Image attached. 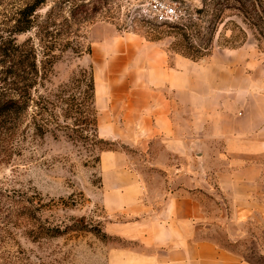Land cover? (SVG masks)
Wrapping results in <instances>:
<instances>
[{"label": "crops", "instance_id": "1", "mask_svg": "<svg viewBox=\"0 0 264 264\" xmlns=\"http://www.w3.org/2000/svg\"><path fill=\"white\" fill-rule=\"evenodd\" d=\"M90 34L100 135L141 146L168 179L156 193L127 152H101L103 205L124 215L109 230L132 241L110 264H255L199 233L203 194L255 204L264 193V86L242 50L197 61L135 33Z\"/></svg>", "mask_w": 264, "mask_h": 264}, {"label": "rangeland", "instance_id": "2", "mask_svg": "<svg viewBox=\"0 0 264 264\" xmlns=\"http://www.w3.org/2000/svg\"><path fill=\"white\" fill-rule=\"evenodd\" d=\"M26 1L0 0V25L14 4ZM149 1L47 0L36 12L37 23L52 13L56 24L50 28L61 31L84 50L92 44V26L103 25L117 33L130 32L162 42L174 56L182 54L179 50L188 44L173 26L193 16L198 25L197 31L191 30L192 42L200 52L208 53L197 61L222 49H241L247 68L258 74L264 86V25L260 22L263 28L257 29L262 12L261 7H255L256 0H244L242 10L237 0H225L222 5L213 3L217 0H165L178 11V17L167 23H159L144 12ZM202 5L204 10L198 14L196 9ZM220 11L225 19L216 25L212 20ZM245 17L252 25L243 21ZM35 33L34 29L31 35L38 43ZM26 38L22 35L19 40ZM86 54L71 49L59 53L45 88L58 94V87L82 70L91 72L93 64L83 58ZM85 89L82 85L73 92L82 97ZM67 93L66 97L72 90ZM50 99L58 103L56 96L50 95ZM66 108L63 103L54 107L58 117L54 115V123L41 130L28 125L30 116L22 125L16 124L12 134L0 129V264H110L115 248L131 245V240L109 230V223L123 221L124 215L109 214L102 202L100 154L105 149L127 152L130 165L143 173L156 193L168 183L165 172L156 166L161 161L149 160L141 146L104 138L95 125L89 129L74 125V119L63 115ZM34 111L30 109L33 115ZM157 150V158L167 155L163 146L158 145ZM170 158L163 162L174 164ZM255 200V204H231L223 196L203 194L200 235L248 261L264 264V193ZM52 232L57 235L52 236Z\"/></svg>", "mask_w": 264, "mask_h": 264}, {"label": "trees", "instance_id": "3", "mask_svg": "<svg viewBox=\"0 0 264 264\" xmlns=\"http://www.w3.org/2000/svg\"><path fill=\"white\" fill-rule=\"evenodd\" d=\"M224 1L217 0L213 3L222 5ZM237 1L240 3L238 9L242 10L246 6V1ZM46 4L47 0H27L19 5L14 4L15 7L9 17L0 25V129L6 133L12 134L16 124L17 126L22 125L26 116L32 117V122L29 121L28 125L32 123L39 130L44 126L52 125L54 123L53 116L58 117V114L54 112V107L58 108L62 103L67 104L63 113L64 117L74 119V125H83L84 129L92 128L93 125L98 127V111L95 105L96 83L93 69L91 72L82 70L67 83L61 84L58 87V91H60L58 94L45 88L44 83L48 80L59 53L68 49L76 53L83 51L90 53L92 50L91 43L84 50L81 44L72 43L70 38L62 35L61 31L51 29V25L56 24L52 13L46 16L43 23H37L39 15L36 12ZM254 5L261 7L262 14L256 24L260 31L263 28L262 24L264 25V0H256ZM203 10L204 6L202 5L196 9V12L201 14ZM224 19L225 15L220 11L212 22L218 25ZM243 21L252 25L247 17L243 18ZM196 25L198 22L193 19V16H190L187 22L173 27L179 29L181 35L185 37L183 40L188 44V47L185 45V50L179 51L185 56L199 60L208 53L200 52L192 42L194 33L191 30H196ZM34 29L39 40L38 43L33 40L31 35ZM198 31L200 30L198 29ZM22 35H26L27 38L21 41L19 37ZM192 49L193 51H191ZM82 85L86 86L84 95L77 96L73 90L81 88ZM71 90L72 93L66 97L67 92ZM43 91H48V93L42 94ZM50 95L57 97V104L50 99ZM31 108H35L34 115L30 113ZM50 234L57 235L53 232Z\"/></svg>", "mask_w": 264, "mask_h": 264}, {"label": "built area", "instance_id": "4", "mask_svg": "<svg viewBox=\"0 0 264 264\" xmlns=\"http://www.w3.org/2000/svg\"><path fill=\"white\" fill-rule=\"evenodd\" d=\"M144 8V12L159 23L173 22L178 17L176 7L165 0H151Z\"/></svg>", "mask_w": 264, "mask_h": 264}]
</instances>
